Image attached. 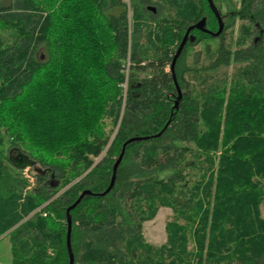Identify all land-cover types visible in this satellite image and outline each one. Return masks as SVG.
Segmentation results:
<instances>
[{
  "label": "trees",
  "instance_id": "16d2710c",
  "mask_svg": "<svg viewBox=\"0 0 264 264\" xmlns=\"http://www.w3.org/2000/svg\"><path fill=\"white\" fill-rule=\"evenodd\" d=\"M214 2L242 20L239 35L194 29L173 70L191 25L218 29L208 0H0L10 264H70L67 210L85 190L70 212L74 264H264V0ZM136 136L148 138L127 146L101 195ZM12 148L34 160L33 181ZM162 207L155 246L144 224Z\"/></svg>",
  "mask_w": 264,
  "mask_h": 264
},
{
  "label": "water",
  "instance_id": "95a60500",
  "mask_svg": "<svg viewBox=\"0 0 264 264\" xmlns=\"http://www.w3.org/2000/svg\"><path fill=\"white\" fill-rule=\"evenodd\" d=\"M209 2V5L213 11V13L215 14L217 20H218V29L217 31H211L208 27H207V19L206 17H203L201 20H199L197 23L191 25L185 35H184V38L174 56V59H173V62H172V69L174 70V66L176 64V61L178 59V57L181 55L185 45L188 43V42H194L196 40V36L194 34L191 33V31H193L194 29H198L202 32H205V33H209L211 34L212 36H219L221 35V33L223 32L224 28H225V21L222 17V14L221 12L219 11L218 7L216 6L214 0H208ZM155 8V7H153ZM174 75V78H175V83H176V86H177V90H178V99L176 100V103H175V107H178V102L179 100L182 98V90L181 88L179 87L177 81H176V76H175V73L173 74ZM148 137H140V136H136V137H132L130 138L129 140H127L124 144H123V148H122V151L118 157V159L116 160L115 164H114V169H113V176H112V179H111V182H110V185L108 186V188L103 192L101 193V195H106L108 192L111 191V189L114 187V184H115V180H116V176H117V170L124 158V155H125V152H126V148L127 146L132 143V142H135V141H139V140H143V139H146ZM18 149V148H17ZM20 151V149H18ZM10 160L11 162L18 168H21V169H24V168H27V167H30V166H33L35 164L34 160L32 158H30V156L24 152H20V154L18 155L17 158H15L14 155L10 154ZM87 194H92V192L90 190H85L81 193V195L79 196V198L76 200V202H74V204H72L68 210H67V221H68V240H67V246H68V251H69V255H70V264H74V254H73V251H72V246H71V230H72V217H71V210L73 208H75L78 203L81 201V199L87 195Z\"/></svg>",
  "mask_w": 264,
  "mask_h": 264
},
{
  "label": "rangeland",
  "instance_id": "374dc122",
  "mask_svg": "<svg viewBox=\"0 0 264 264\" xmlns=\"http://www.w3.org/2000/svg\"><path fill=\"white\" fill-rule=\"evenodd\" d=\"M240 5L238 4V7ZM228 7L226 5L221 7V14L225 17V25L227 26V30L225 33V41L231 42L233 39H235L239 35V29L242 24V20L237 16L233 20L229 16H226ZM228 15V14H227ZM234 25V26H233ZM217 31V30H216ZM218 37V36H217ZM221 37V36H220ZM218 37V40L221 39ZM256 37V36H255ZM213 45L215 46V43L217 40H213ZM202 48V44H199L194 47V50H200ZM131 60L128 57L126 60V66L125 70L128 75L129 69L131 67ZM235 68V67H234ZM234 68L230 69V73L234 71ZM141 78L144 77L143 74L140 75ZM99 160V158L97 159ZM34 167V165L32 166ZM35 168H38L36 165ZM39 169V168H38ZM24 174L30 178L31 181L34 180L33 173L30 172V167L25 168ZM172 214V209L167 207H162L158 211L156 217L153 220L147 221L144 224V236L148 243L160 246L161 244L165 243L167 240V232H166V223L170 219V216ZM264 215V212H263ZM11 241L9 237H4L0 239V264H10L12 261V246Z\"/></svg>",
  "mask_w": 264,
  "mask_h": 264
},
{
  "label": "flooded vegetation",
  "instance_id": "af4514ba",
  "mask_svg": "<svg viewBox=\"0 0 264 264\" xmlns=\"http://www.w3.org/2000/svg\"><path fill=\"white\" fill-rule=\"evenodd\" d=\"M148 8H149L150 10H153L154 12L156 11V9L153 8V7L150 6V5L148 6ZM222 17H223V19L225 18L223 15H222ZM20 152H21V150L19 151L17 148H12V149L10 150V154L14 155L15 158L18 157V155L20 154Z\"/></svg>",
  "mask_w": 264,
  "mask_h": 264
},
{
  "label": "built area",
  "instance_id": "2783aa9c",
  "mask_svg": "<svg viewBox=\"0 0 264 264\" xmlns=\"http://www.w3.org/2000/svg\"><path fill=\"white\" fill-rule=\"evenodd\" d=\"M124 87H126V84L124 85ZM28 168V167H27ZM27 175V174H26ZM28 177V176H27ZM29 178V177H28ZM30 179V178H29ZM46 205V204H45ZM41 210V208L39 209ZM44 216H47V213H43Z\"/></svg>",
  "mask_w": 264,
  "mask_h": 264
}]
</instances>
